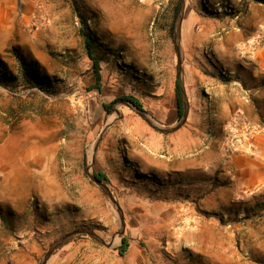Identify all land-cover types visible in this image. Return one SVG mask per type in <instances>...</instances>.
Instances as JSON below:
<instances>
[{
    "label": "rangeland",
    "instance_id": "rangeland-1",
    "mask_svg": "<svg viewBox=\"0 0 264 264\" xmlns=\"http://www.w3.org/2000/svg\"><path fill=\"white\" fill-rule=\"evenodd\" d=\"M16 1L17 13L10 7L0 13V58L17 74L11 50L19 47L53 78L57 93L0 84V213L6 216V222L0 217V264H39L56 241L78 230H93L106 244L81 233L54 249L46 264H264V205L243 216L208 213L199 199L185 195L187 188L158 194L142 176L149 173L144 163L167 156L169 137L183 131L179 146L190 137L205 142L181 150V157L199 161L207 139L221 136L226 150L237 113L256 133L231 155L226 150L225 159L257 154L264 102L251 116L231 104L222 117L210 91L194 86L221 76L264 80V3L183 0L175 16L181 0ZM80 14L103 43L100 85ZM179 23L193 104L180 129L162 133L125 97H137L161 127L182 119L175 91ZM99 171L123 210L124 234L118 209L91 178ZM208 171L218 176V169ZM167 200L181 203L175 218L172 208L167 213ZM125 237L130 247L121 256L117 248Z\"/></svg>",
    "mask_w": 264,
    "mask_h": 264
},
{
    "label": "crops",
    "instance_id": "crops-1",
    "mask_svg": "<svg viewBox=\"0 0 264 264\" xmlns=\"http://www.w3.org/2000/svg\"><path fill=\"white\" fill-rule=\"evenodd\" d=\"M18 5L19 2L17 1L0 0V13H5L9 7L17 13ZM259 54L264 66V51H260ZM186 86L191 105L193 101L188 88L189 85L186 84ZM196 86H205L210 91L213 97L212 102L217 106L222 117L228 116L231 104H238L251 116L249 111H257L258 105L264 102V80L261 79L232 80L230 83H223L215 78H201L196 82L194 88ZM181 134H186V131ZM181 134L169 137L168 155H160L161 158L166 159H155L152 161V165L144 163L145 168L161 177L182 175L185 178L196 179L205 174L211 175L212 171H208L209 168L214 171L218 169L219 184L215 187H202L198 184L187 186L189 197L199 199L201 207L205 208L208 213L218 212L226 216H243L245 215V208L250 207L260 199H264V133L258 134L256 138L254 146L257 154L254 156L235 155L230 160H226L225 142L221 136L215 140L207 139L209 146L202 151L199 161L191 157H181L180 153L181 150L190 149L192 144L200 147L205 140L199 137L193 139L190 137L188 143L179 146L176 139H179ZM158 194L161 193L158 192ZM167 201L165 204L168 208L167 213L172 208L173 212L171 211L169 215L172 213L173 218H175L178 215V204L181 206V203L179 201L174 203L173 200Z\"/></svg>",
    "mask_w": 264,
    "mask_h": 264
},
{
    "label": "trees",
    "instance_id": "trees-1",
    "mask_svg": "<svg viewBox=\"0 0 264 264\" xmlns=\"http://www.w3.org/2000/svg\"><path fill=\"white\" fill-rule=\"evenodd\" d=\"M258 2H263L264 0H256ZM179 10V3L175 7V16L177 15ZM80 20L82 23V27L80 29V33L84 38V45L86 48L87 55L92 60L93 65V72L96 79V84L100 85L102 80L101 74V62L102 58L98 52L102 48V44L97 37V34L90 28L88 25V19L83 15L80 14ZM174 29V24L172 25L171 31ZM15 62H16V69L17 74L10 68L9 64L6 61H3L0 58V84L8 87H24L26 89H33L38 88L47 94H56L57 89H55V82L52 77H50L45 71H43L41 65L36 60H33L25 55V53L17 46H14L11 50ZM219 79L223 83H229L232 79L228 76H221ZM176 98H177V105H178V115L182 117L184 113V103L183 97L181 94L180 83L179 80L176 81ZM127 98L129 101L133 102L134 104L138 105L142 108V102L135 97L134 95H128ZM108 107V105H105ZM95 175L98 179L104 181L106 184L109 183V178L103 172H95ZM142 176H145L149 179L151 184H155L158 188V192L163 191L165 189H176V193L180 192L177 188H187V186L195 185L198 183L203 182L204 184H212L216 186L219 184V179L217 176L211 175H203L200 178H185L182 175L176 176H168V177H161L157 173L153 171H149V173H143ZM185 186V187H182ZM185 195L189 196L188 193ZM264 203H255L253 206L245 208V215L250 214L254 207H262ZM0 217L3 222H6V216L0 213ZM6 224V223H5ZM66 244V243H64ZM63 244V245H64ZM62 246V245H61ZM130 243L128 239L125 237L122 239V243L118 246L117 250L121 256H125L129 250Z\"/></svg>",
    "mask_w": 264,
    "mask_h": 264
},
{
    "label": "water",
    "instance_id": "water-1",
    "mask_svg": "<svg viewBox=\"0 0 264 264\" xmlns=\"http://www.w3.org/2000/svg\"><path fill=\"white\" fill-rule=\"evenodd\" d=\"M183 9V0H181V5L179 7V11L181 12V10ZM181 28H180V23L177 27V30H175V44H176V48H177V55H178V67H177V71H178V80L180 83V89H181V94L183 97V103H184V113L182 115V119L173 127H161L159 125H157L152 118L148 115V113L141 107H139L138 105L134 104L131 101H127V103L134 109L137 111V113L142 116L146 121H148L150 123V125L156 129L157 131H160L162 133H172L177 131L178 129H180L184 123L187 120L188 117V113H189V98L186 92V88H185V82H184V70H183V54H182V47H181ZM91 178L92 180L97 183L99 186L102 187V189L106 192V194L108 195L110 201L112 202V204L118 209L119 214H120V220H121V234L125 233V226H126V222H125V217H124V213L122 208L120 207V205L118 204V201L116 200L115 196L113 195L112 191L109 189L108 185L98 179L96 177L95 174H91ZM81 233H86L88 235H91L92 237L100 240L101 242H103L104 244L105 241L99 236L97 235L93 230H78L75 232H72L64 237H62L60 240L56 241L51 247L50 249L45 253L43 259L41 260V262L39 264H46L47 260L49 259L50 255L52 254V252L54 251V249H56L60 244H62L63 242H65L67 239L71 238L72 236L81 234ZM108 246H111V244H107Z\"/></svg>",
    "mask_w": 264,
    "mask_h": 264
},
{
    "label": "built area",
    "instance_id": "built-area-1",
    "mask_svg": "<svg viewBox=\"0 0 264 264\" xmlns=\"http://www.w3.org/2000/svg\"><path fill=\"white\" fill-rule=\"evenodd\" d=\"M233 122L235 127L232 133L233 138L231 143L226 148L229 155L237 151L239 146L244 145L245 142L252 143V139L256 133V129L250 126L249 122L241 113H237L234 116Z\"/></svg>",
    "mask_w": 264,
    "mask_h": 264
},
{
    "label": "bare ground",
    "instance_id": "bare-ground-1",
    "mask_svg": "<svg viewBox=\"0 0 264 264\" xmlns=\"http://www.w3.org/2000/svg\"><path fill=\"white\" fill-rule=\"evenodd\" d=\"M189 217V216H188Z\"/></svg>",
    "mask_w": 264,
    "mask_h": 264
}]
</instances>
